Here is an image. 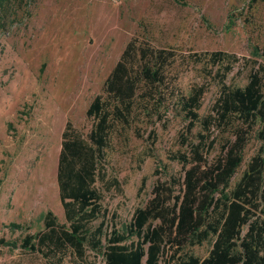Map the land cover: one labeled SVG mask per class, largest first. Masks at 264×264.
Instances as JSON below:
<instances>
[{
	"label": "rangeland",
	"instance_id": "rangeland-1",
	"mask_svg": "<svg viewBox=\"0 0 264 264\" xmlns=\"http://www.w3.org/2000/svg\"><path fill=\"white\" fill-rule=\"evenodd\" d=\"M181 1L0 0V239L5 241L0 245V264H105L103 254L90 248L83 258L70 253L58 260L21 245L27 235L44 231L49 211L66 224L57 184L63 132L70 122L81 133H89L92 125L86 112L133 38L177 53L180 59L170 74L179 73L175 84L185 95L195 86L207 87L201 117L211 111L220 88L209 84L203 64L183 72L179 67L183 57L214 51L235 55L240 60L227 84L238 88L247 85L254 61L264 63V58L253 55L256 49L264 53V1ZM186 125L179 117L166 131L159 128L155 158L142 164L139 154L150 145L134 137L127 147L119 145L109 155L108 180L118 186L104 192L108 234L113 227L126 230L158 181L183 174L182 165L170 161L168 154L180 149ZM198 131L199 127L194 133ZM259 147L254 140L248 145L231 188ZM101 222L95 221L93 227ZM137 240L132 237L127 244ZM213 242L209 238L187 245L176 258L165 254L159 264H182L186 255L205 259Z\"/></svg>",
	"mask_w": 264,
	"mask_h": 264
},
{
	"label": "trees",
	"instance_id": "trees-1",
	"mask_svg": "<svg viewBox=\"0 0 264 264\" xmlns=\"http://www.w3.org/2000/svg\"><path fill=\"white\" fill-rule=\"evenodd\" d=\"M253 55L264 58L259 49ZM179 59L175 51L146 40L127 44L86 112L89 133L70 122L63 132L57 184L66 224L49 211L44 231L27 235L22 249L60 260L70 253L83 258L90 248L103 254L105 264H159L165 254L176 258L187 245L212 238L207 258L186 255L182 264H264V63L254 61L247 85L238 88L227 84L240 60L235 55L214 51L183 57V72L203 64L209 84L220 88L211 111L201 117L207 87L195 86L190 95L179 91V73L170 74ZM179 117L187 121L186 131L168 159L182 165L183 174L158 181L126 230L113 227L108 234L104 192L118 186L108 180L109 155L134 137L150 145L139 154V164L155 158L158 129L166 131ZM253 140L260 147L231 188ZM132 237L138 240L127 244Z\"/></svg>",
	"mask_w": 264,
	"mask_h": 264
}]
</instances>
